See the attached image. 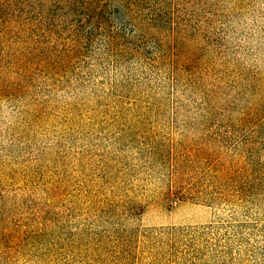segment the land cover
I'll return each instance as SVG.
<instances>
[{
    "label": "rangeland",
    "instance_id": "374dc122",
    "mask_svg": "<svg viewBox=\"0 0 264 264\" xmlns=\"http://www.w3.org/2000/svg\"><path fill=\"white\" fill-rule=\"evenodd\" d=\"M0 264H264V0H0Z\"/></svg>",
    "mask_w": 264,
    "mask_h": 264
}]
</instances>
